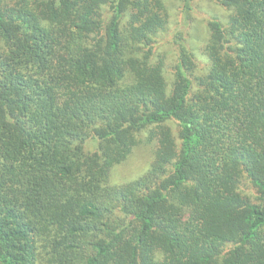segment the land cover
<instances>
[{"label":"trees","instance_id":"obj_1","mask_svg":"<svg viewBox=\"0 0 264 264\" xmlns=\"http://www.w3.org/2000/svg\"><path fill=\"white\" fill-rule=\"evenodd\" d=\"M210 1L170 56L165 0H0V264H264V0Z\"/></svg>","mask_w":264,"mask_h":264},{"label":"rangeland","instance_id":"obj_2","mask_svg":"<svg viewBox=\"0 0 264 264\" xmlns=\"http://www.w3.org/2000/svg\"><path fill=\"white\" fill-rule=\"evenodd\" d=\"M172 14V28L162 35L173 56V40L183 38L200 49L208 36L206 20L223 15L224 10L210 0H165ZM172 43V44H171ZM171 58V57H170ZM151 161V151L145 144L136 147L128 160L112 171L111 183L118 184L141 175Z\"/></svg>","mask_w":264,"mask_h":264}]
</instances>
